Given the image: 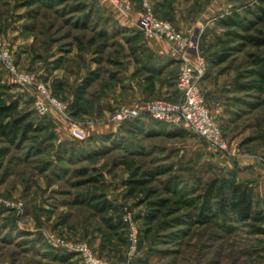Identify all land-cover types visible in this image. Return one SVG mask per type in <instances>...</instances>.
<instances>
[{"label": "rangeland", "instance_id": "rangeland-1", "mask_svg": "<svg viewBox=\"0 0 264 264\" xmlns=\"http://www.w3.org/2000/svg\"><path fill=\"white\" fill-rule=\"evenodd\" d=\"M116 1L129 10L110 0H0V48L30 78L18 84L0 61V102L27 116L13 144L0 136V264H83L81 246L105 264H264V235L219 219L200 224L184 200L229 170L255 193L264 172V94L248 59L257 51L244 32L221 23L251 19L258 0H223L215 18L181 31L194 45L190 62H206L199 88L223 152L147 115L136 118V131L113 120L121 107L142 110L163 99L165 85L175 98L180 67L163 79L148 68V40L134 26L143 0ZM147 1L178 29L176 9L189 19L212 0ZM39 86L61 108L43 100L47 111L37 114ZM74 127L85 137L75 138ZM101 201L111 210L90 205ZM129 224L137 230L133 254Z\"/></svg>", "mask_w": 264, "mask_h": 264}, {"label": "built area", "instance_id": "built-area-1", "mask_svg": "<svg viewBox=\"0 0 264 264\" xmlns=\"http://www.w3.org/2000/svg\"><path fill=\"white\" fill-rule=\"evenodd\" d=\"M110 2L124 14L129 10V7L121 5L116 0H110ZM136 26L138 31L147 39H159L171 45L179 54L180 67L176 80L178 101L159 99L146 103L142 110L121 107L117 110L113 120L117 123H124L142 115H147L161 124L181 127L190 131L209 147L219 152L225 151L227 144L210 114L199 88V79L205 71L206 62L203 58L198 57L192 63L186 56L187 51L194 46L190 38L176 29L170 22L156 17L147 0L142 2V12L137 19ZM0 61L7 72L15 77L18 84H27L30 81L28 76L16 73L11 56L4 48H0ZM37 90L42 99L36 100L34 106L37 114L43 115L47 111V105L43 100L51 101L42 86H39ZM51 103L56 105L57 108H61L60 105ZM71 133L77 139L85 137L84 132L77 127H74ZM125 221L127 222V220ZM129 232L130 254H133L136 250L137 230L130 225ZM76 250L82 257L83 264H105L95 258L85 246L78 247Z\"/></svg>", "mask_w": 264, "mask_h": 264}, {"label": "trees", "instance_id": "trees-1", "mask_svg": "<svg viewBox=\"0 0 264 264\" xmlns=\"http://www.w3.org/2000/svg\"><path fill=\"white\" fill-rule=\"evenodd\" d=\"M232 1V0H230ZM251 19H234L226 18L221 23L228 27L238 28L242 32L241 39L255 49V53L248 55L249 65L252 67L251 75L255 77L256 82L260 85L259 89L264 94V0H258V5L250 12ZM216 63H220L217 61ZM89 82H85L80 94L88 87ZM79 99V97H77ZM77 100V99H76ZM0 102V136L10 144H13L17 137L22 135L27 126H23L27 116L18 117L15 115L16 104L8 105ZM77 101L75 102V105ZM264 106V98L260 101ZM11 118V120L6 121ZM156 122V121H155ZM160 124L159 122H156ZM125 124H131L133 131L139 130L141 122L139 119L129 121ZM138 128V129H137ZM180 135V133H178ZM182 135V134H181ZM180 135V136H181ZM105 140H109L105 138ZM138 186L140 182H134ZM196 196L184 199L185 203L197 209L196 220L200 224L209 223L213 219H219L224 224H245L251 227L255 235H264V211L260 209L258 200L252 189L247 186H241L237 183V173L233 170L221 177L202 184L198 183L197 187L192 190L190 195ZM98 211L111 210L110 204L106 201L90 204ZM151 207L162 206V201L150 204ZM153 217L150 214L149 219ZM73 257H58L57 260L65 262ZM77 264V263H72Z\"/></svg>", "mask_w": 264, "mask_h": 264}, {"label": "crops", "instance_id": "crops-1", "mask_svg": "<svg viewBox=\"0 0 264 264\" xmlns=\"http://www.w3.org/2000/svg\"><path fill=\"white\" fill-rule=\"evenodd\" d=\"M209 4H204L200 6V11L194 15L192 18H186V13L183 14L179 9H176L173 12V16L175 19V26L184 33L188 32V29L193 25H197V23H202L205 20H210L215 18V15L224 8L223 0H212L209 1ZM141 12H136L135 14V22L134 26L137 29L136 22L138 17L141 15ZM196 29L195 27L193 28ZM145 38V36L142 34ZM146 39V38H145ZM148 45L145 51V55H148V68L155 70L158 72V77L163 79L165 75L176 67H179V54L177 51L169 44L159 40V39H147ZM177 80V79H176ZM155 89H158V86H155ZM168 88L165 85L164 88L161 89V94L163 99H168L173 102L178 100V95L173 98L170 96ZM259 178L255 181L253 188L256 194V199L258 200L259 207L264 211V172L261 170V174L259 173Z\"/></svg>", "mask_w": 264, "mask_h": 264}]
</instances>
